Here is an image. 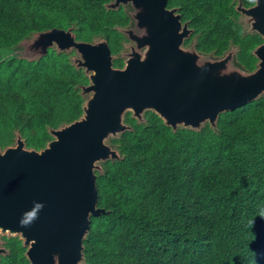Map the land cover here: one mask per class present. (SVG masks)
Listing matches in <instances>:
<instances>
[{
  "label": "trees",
  "instance_id": "1",
  "mask_svg": "<svg viewBox=\"0 0 264 264\" xmlns=\"http://www.w3.org/2000/svg\"><path fill=\"white\" fill-rule=\"evenodd\" d=\"M114 1L0 0V151H41L85 115L91 71L74 48L28 52L22 44L32 36L102 42L111 66H125V31L136 20ZM238 2L166 0L165 9L186 24L185 47L232 53L233 67L253 73L263 37L245 29ZM214 116L191 128L152 109L139 119L124 113L125 128L108 142L114 149L94 167L98 212L78 264H264V95ZM0 249V264H32L19 235L0 234Z\"/></svg>",
  "mask_w": 264,
  "mask_h": 264
},
{
  "label": "water",
  "instance_id": "2",
  "mask_svg": "<svg viewBox=\"0 0 264 264\" xmlns=\"http://www.w3.org/2000/svg\"><path fill=\"white\" fill-rule=\"evenodd\" d=\"M158 2L164 16L166 0H158ZM169 15H174V11H170ZM171 18L172 16H164V24ZM169 25H161L167 30L166 32H169L171 40L168 43L169 47L163 49V53L155 55L157 61L140 74L132 70L131 74L115 81L112 85L104 83L103 74L102 82L96 83L103 90L90 108L87 119L77 123L72 131L61 132V138L46 147L42 156L37 158L32 156L22 161L0 160V229L19 235L26 245H34L27 253L32 264H41L39 260L41 255H51L58 251L63 252V264H75L81 257L89 217L98 212L93 161L108 153V148L101 146L104 128L112 127L108 111L113 107L116 108L119 102L123 100L126 102V93L130 89L139 87L144 93H149L148 85H151L155 90L152 94H160L162 98L141 102L153 105L160 103L155 105L156 108L161 110L167 108L171 113H175L180 108L173 109V105L189 102L194 90L200 93L201 98L208 101V105L216 106L219 111L235 109L247 104L260 89L264 88L263 51L261 71L247 87L246 93L237 100H225L218 96L219 92L212 87L217 88L215 83L219 82L213 83L209 79L189 83L185 93L168 95L169 91L164 87V83L169 78L164 69H158L157 64L160 62L164 64L166 59L170 61L179 56L178 46L189 32L187 30L186 34H180L176 28V21L173 28ZM56 33L61 34L64 37L63 41L68 45L78 47L87 57L98 59L99 51H103L105 57L107 56L104 70H107L111 52L105 44L76 43L65 32ZM165 38L164 33L161 41ZM163 56H165L164 61L161 60ZM175 65L176 71H187L190 68L179 60ZM160 71H162L161 78L157 75ZM89 89L87 88L88 91ZM200 99L197 108L203 107ZM136 102L138 104L139 100L128 103ZM217 111L215 109L213 116ZM99 141L100 145H98Z\"/></svg>",
  "mask_w": 264,
  "mask_h": 264
},
{
  "label": "rangeland",
  "instance_id": "3",
  "mask_svg": "<svg viewBox=\"0 0 264 264\" xmlns=\"http://www.w3.org/2000/svg\"><path fill=\"white\" fill-rule=\"evenodd\" d=\"M119 5H124L126 8L132 10V13L135 16L136 20L135 27L129 28L125 31L130 40L127 44L126 51L123 54L126 60L125 66L121 69L112 67V57H110V65L107 64V70L105 71V60L107 56L105 57V53L103 51H99L98 59H96L87 57L85 53H82L81 51L75 48L77 53L74 55V57L77 58V60H80L79 64L86 66L91 71L92 83L88 87L90 88L89 91L87 90L89 99L87 100L85 115L79 121L56 131L55 139L53 141L59 140L61 138V132L67 133L69 131H72L74 129V126L77 125V123L85 121L87 119L90 108L93 107L94 103L99 98V93L103 90L100 88V85H97L98 82H102L103 74L105 78L104 83L106 85H112L115 81L119 79H124L126 75L131 74L132 70L134 71V73L140 74L143 70L146 71V69H148L157 61L155 55H160V52L163 53V49H165L166 46L167 48L169 47L168 43L171 40L169 32H166L167 30H164L161 25L170 24L169 26L173 28L175 26L176 21V28L179 30V33L186 34L187 32L186 24L184 23V21L179 20L177 13H174V15H169V12L171 10H166V12L164 13V16H172V18L166 21V23L164 24V16L161 12L158 0H115L112 4H110V6L112 7H117ZM262 12H264V8L262 9ZM172 19L174 21H172ZM240 20L242 21L246 30L251 31L256 29L257 19L255 17L249 16L247 12L241 13ZM156 25L160 26L158 27ZM164 33L166 35V38L164 41H161V36ZM63 38L64 37L61 34L48 31L44 33L35 34L22 45L24 49H28V52L34 50L36 54L42 53L48 46H54L58 49H66L68 51L73 49L70 45H68L67 42L63 41ZM99 44L103 43L100 42ZM178 49L179 56H176L170 61L168 59L165 60V56H163L161 60H165L164 64L163 62L157 64L158 69H164L165 74L169 78V80L164 83V87L168 89V95L170 96L183 92L185 93L186 86L189 83H195L200 79H209L213 83L219 82L215 83L217 88L212 87L213 89L219 92L218 96L225 100L234 101L241 97L244 93H246L247 87L251 84V82L255 80L262 68L261 65L257 71L253 73H246L231 65L230 60L233 56L232 53H228L226 56L223 57H204L202 53L197 52L191 47H185L183 43H180ZM178 60L188 65L190 67L189 70L176 71L175 64ZM199 67H201L202 70L199 69ZM161 73L162 71L157 73L160 78ZM262 85L264 86V81ZM148 92L149 93H144L141 88L134 87L126 93V102L125 100H123L122 102H119L120 104H118L116 108L113 107L109 109L108 113H110V121L112 127L106 126L104 128L105 133L101 138V146H106L108 150H110V152L111 149H114L108 143L109 139L120 134L121 131L125 128L126 124L125 122H123V120L124 113H126L127 111H131L132 116H136L138 118H140V116L146 109L153 108L156 109L159 113L162 112L161 109L156 108V106L160 103H156L155 106L150 103L141 102H151L156 101L157 98H162L160 94H152L155 92V90L151 85H148ZM261 95H264V88L260 89L257 94V96ZM200 98V93L194 90V94H192V99L189 102L182 105H173V109L180 108V111L182 110L183 113L191 112V120L189 122L184 121L183 117H181L179 118L178 122L174 125L175 127L186 126L191 128H199L205 122L214 120L213 118L215 116H213V113L216 109L214 106H211L210 104L208 105L206 102H204L203 107H196ZM134 100H139V103H128L129 101L133 102ZM162 116L165 115L163 114ZM184 118H186V116H184ZM167 122L170 123L169 119ZM53 141L50 142L48 146L54 143ZM98 145H100V141ZM43 152L44 150L36 153L32 150L26 149L21 144H16L14 146L8 147L3 151H0V160L15 159L18 161H22L32 156L35 158L40 157L42 156ZM105 157L106 154L96 158L93 161V168L98 164L100 160H103ZM7 233L12 234V232H7L5 230L2 231L0 229V234ZM32 246L34 245L30 244L29 248H31ZM62 257L63 252L58 251L52 253L51 255H41L39 260L41 264H63ZM80 258L76 260L75 264H78Z\"/></svg>",
  "mask_w": 264,
  "mask_h": 264
},
{
  "label": "flooded vegetation",
  "instance_id": "4",
  "mask_svg": "<svg viewBox=\"0 0 264 264\" xmlns=\"http://www.w3.org/2000/svg\"><path fill=\"white\" fill-rule=\"evenodd\" d=\"M264 8V0H258L257 1V5L255 7H252L251 9H248L246 12L249 16H252V17H255L257 19V26H256V29L255 30H248L250 32H257L259 33L262 37H263V43L261 45V47L258 49V53L261 52V50L264 51V28H263V25H264V12H262V9ZM258 16H257V15ZM245 27V26H244ZM246 29V28H245ZM197 51V50H196ZM195 51V52H196ZM198 52V51H197ZM205 57V55H203ZM212 56V55H210ZM260 56V54H259ZM214 58H216L217 56L216 55H213ZM212 58V59H214ZM262 61V58L261 60ZM205 65V64H204ZM262 65V63L260 62L259 66H258V69L259 67ZM203 66V65H202ZM201 66V67H202ZM201 67H199V69H201ZM202 70V69H201ZM203 81H206V79H203ZM210 82H212L210 80ZM200 100H202V102H206L208 103V101L202 97ZM203 105V104H202ZM216 108V106H215ZM218 109L216 108V111ZM162 113L168 117L169 121H171L173 124H176L179 120V118L183 117V120L186 121V122H189L191 120V117H190V113H183L182 110H178L177 112L175 113H171V111L169 109H163L162 110ZM180 113V115H179ZM184 116H186V118H184Z\"/></svg>",
  "mask_w": 264,
  "mask_h": 264
},
{
  "label": "clouds",
  "instance_id": "5",
  "mask_svg": "<svg viewBox=\"0 0 264 264\" xmlns=\"http://www.w3.org/2000/svg\"><path fill=\"white\" fill-rule=\"evenodd\" d=\"M257 1L258 0H256V3L254 4V5H252V6H250V7H245V6H242L241 4H240V2H241V0H239V2H238V4H237V9L242 13V12H246L248 9H251L252 7H255L256 5H257ZM257 15V14H256ZM258 16V15H257ZM263 27H264V25H263ZM77 43V42H76ZM79 43V42H78ZM182 43H183V41H182ZM95 45H100L99 43H97V44H95ZM71 48H76V49H78L79 51H81L78 47H76V46H71ZM82 52V51H81ZM91 83H92V81H91ZM91 83H90V85H91ZM89 85V86H90ZM88 86V87H89ZM87 90V89H86ZM150 109H152V110H154V111H156L164 120H165V122H167L168 121V117H166V116H162L163 115V113L161 112V113H159L156 109H153V108H150ZM136 117V116H135ZM166 117V118H165ZM136 118H138V117H136ZM139 119V118H138ZM167 120V121H166ZM168 123V122H167ZM168 124H170V125H172V126H174L175 124H173L171 121H170V123H168ZM58 131V130H57ZM55 135V134H54ZM49 145V144H48ZM47 145V146H48ZM46 146V147H47ZM45 147V148H46ZM44 148V149H45ZM43 149V150H44ZM43 150H41V151H43ZM32 151H35V150H32ZM41 151H35V152H41ZM7 234H10V233H7ZM11 235H13V234H11ZM28 250H29V245H28ZM27 253H28V251H27ZM82 256V255H81ZM31 260V259H30Z\"/></svg>",
  "mask_w": 264,
  "mask_h": 264
}]
</instances>
